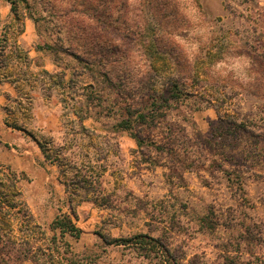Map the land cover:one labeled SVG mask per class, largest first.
Wrapping results in <instances>:
<instances>
[{"label":"rangeland","instance_id":"374dc122","mask_svg":"<svg viewBox=\"0 0 264 264\" xmlns=\"http://www.w3.org/2000/svg\"><path fill=\"white\" fill-rule=\"evenodd\" d=\"M11 7L0 11V176L27 175L48 231L75 213L82 233L55 250L61 263L160 264L110 242L146 234L191 264H264V0H27L20 18ZM106 11L118 29L82 28ZM76 31L90 36L87 61ZM171 79L183 93L166 117L120 125Z\"/></svg>","mask_w":264,"mask_h":264},{"label":"trees","instance_id":"16d2710c","mask_svg":"<svg viewBox=\"0 0 264 264\" xmlns=\"http://www.w3.org/2000/svg\"><path fill=\"white\" fill-rule=\"evenodd\" d=\"M8 1L12 4V11L17 14V18H20L19 13L16 11L17 5L27 0ZM74 11L76 10L74 9ZM90 14L92 23L88 24L89 27L84 24L81 25L83 29L92 30L93 34H97L95 31L97 28H102L103 32H107V29H118V24L115 23L118 21V17L114 19L110 11H106L102 15H98L97 13ZM76 33L78 34L77 36L74 35L76 41L82 43L79 44L82 48L80 47L81 50L78 51L79 54H76V58L87 61L80 58L81 53L88 52L85 49L84 42L81 40L83 38L88 39L90 36H81L82 31H76ZM96 34L94 36H97ZM87 69L93 76L95 75L93 66L88 67L87 64ZM171 81L173 85L172 90L168 88L159 95L150 96L148 94L149 99H147L145 104H141L137 110L131 109V106H129L127 108L128 114L132 117L135 114L136 116L133 119H125L120 125L132 128L133 121H135L140 125V128L156 126V122L160 117H166V110H162L160 107L170 106V98L172 96L179 98L180 94L183 93L178 85L180 80L171 79ZM151 98L152 101H150ZM134 137L139 145H143L145 140L137 130L134 132ZM148 143L152 144L156 150H165L163 145L157 144L154 140H150ZM39 146L47 159L55 160L43 142H39ZM26 178L27 175L24 172H18L10 168L8 171H3L2 176H0V264H24L27 260H32L35 264H62L61 258L63 257L55 256V250L59 252L61 246L68 247L69 244L64 241L65 236L69 234L78 238L81 236L82 229L73 218L75 213H61L57 215L50 224L49 231L37 223L21 188V182ZM17 226H19L18 233L16 231ZM122 241H133L137 247H140L144 251H155L157 257H159L160 264H191L185 262V256L177 257L175 251L163 242V239L160 237L156 238L146 234H139L129 239L117 238L110 242L118 244Z\"/></svg>","mask_w":264,"mask_h":264},{"label":"crops","instance_id":"0c3cea01","mask_svg":"<svg viewBox=\"0 0 264 264\" xmlns=\"http://www.w3.org/2000/svg\"><path fill=\"white\" fill-rule=\"evenodd\" d=\"M3 2H4V0H0V11L1 12H4V10L3 9H5V8H3ZM7 8V7H6ZM7 11H9L10 10V8L8 7L7 9H6ZM3 26V22L2 21H0V27H2ZM2 83V84H1ZM0 83V91H1V88L3 87V88H7V81L6 80H2V82ZM27 263V262H26Z\"/></svg>","mask_w":264,"mask_h":264}]
</instances>
